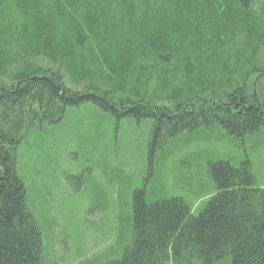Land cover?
Returning <instances> with one entry per match:
<instances>
[{
	"label": "trees",
	"instance_id": "1",
	"mask_svg": "<svg viewBox=\"0 0 264 264\" xmlns=\"http://www.w3.org/2000/svg\"><path fill=\"white\" fill-rule=\"evenodd\" d=\"M258 2L0 0V264H44L17 152L27 131L60 122L68 108L93 103L117 123L150 119L151 153L200 127L219 125L243 141L264 126ZM67 62L79 86L98 73L111 89L70 90ZM208 174L216 193L198 215L180 198L147 204L136 191L131 243L110 264H264V189L250 162L209 163Z\"/></svg>",
	"mask_w": 264,
	"mask_h": 264
},
{
	"label": "rangeland",
	"instance_id": "2",
	"mask_svg": "<svg viewBox=\"0 0 264 264\" xmlns=\"http://www.w3.org/2000/svg\"><path fill=\"white\" fill-rule=\"evenodd\" d=\"M258 1L256 9L264 20V0ZM260 58L264 60V51ZM67 65L61 74L70 90L81 92L92 84L111 89L107 77L98 73L86 74L79 86ZM259 74L253 71L249 84L254 85ZM260 83L256 81V92L264 100V78ZM148 93L154 97V87ZM152 128L150 119L117 123L86 103L68 108L54 125L26 132L17 152V175L42 233L44 264H110L123 259L131 243L133 196L138 190L145 191L147 204L180 198L198 215L216 193L209 163L226 161L239 168L248 160L255 187L264 189V126L243 141L219 125L200 127L166 140L151 153ZM218 264H231L230 258Z\"/></svg>",
	"mask_w": 264,
	"mask_h": 264
}]
</instances>
